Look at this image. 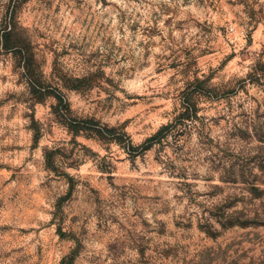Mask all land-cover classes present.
<instances>
[{"label":"rangeland","instance_id":"1","mask_svg":"<svg viewBox=\"0 0 264 264\" xmlns=\"http://www.w3.org/2000/svg\"><path fill=\"white\" fill-rule=\"evenodd\" d=\"M4 22L28 54L0 45V264H264V0Z\"/></svg>","mask_w":264,"mask_h":264},{"label":"trees","instance_id":"2","mask_svg":"<svg viewBox=\"0 0 264 264\" xmlns=\"http://www.w3.org/2000/svg\"><path fill=\"white\" fill-rule=\"evenodd\" d=\"M0 45L4 50H15V53L19 54L20 59L27 56L28 51L23 46L19 45V41L15 43L12 42V35H13V27L9 25V23H3L0 29ZM27 67V64L25 65ZM58 98V97H57ZM59 102L61 100L58 98Z\"/></svg>","mask_w":264,"mask_h":264}]
</instances>
